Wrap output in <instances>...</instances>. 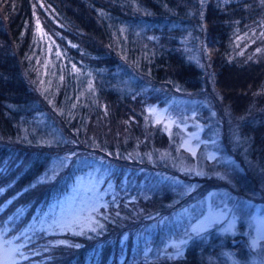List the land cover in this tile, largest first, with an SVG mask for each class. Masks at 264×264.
Here are the masks:
<instances>
[{
    "label": "rangeland",
    "instance_id": "rangeland-1",
    "mask_svg": "<svg viewBox=\"0 0 264 264\" xmlns=\"http://www.w3.org/2000/svg\"><path fill=\"white\" fill-rule=\"evenodd\" d=\"M201 68L198 90L116 76L113 99L92 95L84 115L75 109L80 124L71 133L63 124L51 142L0 135V147L12 144L0 158V264H82V246L99 239L95 264L110 251L126 264H264V173L243 157L250 135L235 136L249 128L246 112L264 110V87L236 77L254 96L240 111L222 109L228 86L210 62ZM36 93L49 97L43 83ZM53 186L58 195L45 202Z\"/></svg>",
    "mask_w": 264,
    "mask_h": 264
},
{
    "label": "trees",
    "instance_id": "trees-1",
    "mask_svg": "<svg viewBox=\"0 0 264 264\" xmlns=\"http://www.w3.org/2000/svg\"><path fill=\"white\" fill-rule=\"evenodd\" d=\"M40 18L54 30L46 31ZM250 53L264 55V0H0V135L15 140L32 132L29 140L51 142L63 124L69 132L74 122L80 124L75 109L84 115L95 104L92 95L113 99L122 84L115 83L116 76L137 87L140 80L132 74L148 84L198 90L206 75L201 66L209 62L219 84L229 89L221 96L230 104L221 108L240 111L254 94L236 89V81L247 73L259 82L258 90L264 87V60H249ZM40 83L49 97L36 93ZM245 116L249 128L235 136L250 135L252 148L239 149L250 162L258 159L264 173V110ZM11 146L0 147V158ZM256 179L254 173L251 181ZM234 182L230 177L229 190ZM29 188L25 184L24 190ZM58 189L51 187L45 202ZM105 244L103 239L84 244L88 258L82 264H95ZM189 252L198 250L194 246ZM104 256L102 264H126L113 251Z\"/></svg>",
    "mask_w": 264,
    "mask_h": 264
},
{
    "label": "snow or ice",
    "instance_id": "snow-or-ice-1",
    "mask_svg": "<svg viewBox=\"0 0 264 264\" xmlns=\"http://www.w3.org/2000/svg\"><path fill=\"white\" fill-rule=\"evenodd\" d=\"M253 244L255 245V241L253 242Z\"/></svg>",
    "mask_w": 264,
    "mask_h": 264
}]
</instances>
